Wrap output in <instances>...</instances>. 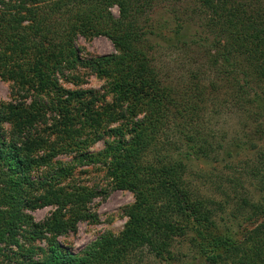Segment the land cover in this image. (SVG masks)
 Masks as SVG:
<instances>
[{
    "label": "trees",
    "instance_id": "1",
    "mask_svg": "<svg viewBox=\"0 0 264 264\" xmlns=\"http://www.w3.org/2000/svg\"><path fill=\"white\" fill-rule=\"evenodd\" d=\"M77 36H103L115 54L82 61ZM163 44L187 54L185 82L159 74ZM77 64L106 82L111 102L101 111L95 96L59 85ZM0 79L13 85L12 100L0 102L1 264H129L144 249L167 263L264 264V222L235 238L203 194L208 174L194 167L261 142V165L248 167L256 199L236 206L249 211L245 221L264 218V0H0ZM236 110L248 133L212 124ZM87 166L134 202L118 234L75 252L60 238L96 221L99 193L75 174ZM45 207L53 210L35 221L31 212Z\"/></svg>",
    "mask_w": 264,
    "mask_h": 264
},
{
    "label": "rangeland",
    "instance_id": "2",
    "mask_svg": "<svg viewBox=\"0 0 264 264\" xmlns=\"http://www.w3.org/2000/svg\"><path fill=\"white\" fill-rule=\"evenodd\" d=\"M159 10V18L162 20L171 19L167 12H165V8H160ZM112 14L115 17L117 16L116 7L112 9ZM158 17L154 18L158 20ZM190 31L193 32V28H191ZM163 45V47L157 49L154 54L156 58L155 65L158 67L159 74L167 81H171L173 85H177V83L181 81L185 82L186 74L190 69L188 66L187 54L180 48H170L167 50L164 48L165 44ZM72 48L76 49V55L82 61L89 57L115 54L112 43L103 36L91 40H85L77 36L72 41ZM68 76L72 79L69 80V82L65 80L58 81L62 89L82 92L85 93L87 97H91V95L95 96L97 98V103L95 102L96 108L100 109V111L103 106L111 102L110 96L104 94L105 90H103V87L106 86L104 79L98 78L83 65L77 64L75 68L68 73ZM12 88L13 85L11 82L0 79V102L8 103L12 100ZM256 90L257 89H253L252 93ZM241 113L242 111L239 110L230 112L222 118H217L212 124L216 129H224L225 134L230 133L231 136L236 135L237 137L239 135L240 137L248 133V129L244 128L246 127L244 126L246 120L245 118L244 120L241 119ZM3 126L6 129L10 127V125L7 124ZM227 138H230V135L227 136ZM254 142L255 141L252 143ZM256 145L255 150L257 151L261 148V142ZM102 146V142L96 143L90 148V151L96 152L100 150ZM245 146L249 148L248 144ZM255 150L249 148L238 150L234 153L233 149L229 150L231 155H233L232 158L227 159V155L224 157L223 154L222 157L225 158V160L215 161L214 164L212 163L211 165L204 162H194V167L197 171L201 170L203 173L208 174L207 177H209V179L206 180L207 183L205 182L203 194L220 205L221 209H218L221 211L217 216L222 219L220 220V224L223 228H229L230 231L234 232V237L238 239L244 233H249L257 229L259 224L264 222V218L262 217L259 221H252L251 219L245 221L243 219L245 216H242V214L249 215V211L244 213L242 209H239L241 205L238 204L236 206V201L240 198L248 200L256 199V192L247 186L248 184L253 185L256 183V178L254 179V176L248 171V167L255 166L257 162L261 165ZM57 157V159L62 161L68 159L62 156ZM81 171H84V174L81 173ZM75 174L79 183L95 189L99 193V196L93 199L90 205L91 211L96 215V221L94 223L79 222L76 226L75 234L60 238L64 247L76 252L82 250L87 244L103 233L109 232L115 235L118 234L123 229L127 220L124 210L134 202V195L128 190L113 189L109 180L106 179L105 172L98 167L87 166L78 170ZM243 182H245V184H243ZM213 184L216 185L213 186ZM218 187H220L219 192ZM52 210V207H45L31 212V215L35 221H41ZM223 228L222 230H224ZM178 242L174 250L176 254H178L177 258L186 251V244L182 243L183 241L181 240ZM175 243L176 242L173 244ZM132 258L131 261L134 262L129 264H197L196 262L189 261H173L171 263L162 262L160 260L154 261L147 249H144L137 255L134 254ZM2 261L4 260L0 257V264Z\"/></svg>",
    "mask_w": 264,
    "mask_h": 264
}]
</instances>
